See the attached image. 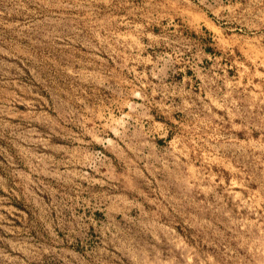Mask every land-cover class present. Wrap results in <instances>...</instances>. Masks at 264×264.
Masks as SVG:
<instances>
[{"label":"rangeland","instance_id":"374dc122","mask_svg":"<svg viewBox=\"0 0 264 264\" xmlns=\"http://www.w3.org/2000/svg\"><path fill=\"white\" fill-rule=\"evenodd\" d=\"M0 264H264V0H0Z\"/></svg>","mask_w":264,"mask_h":264}]
</instances>
